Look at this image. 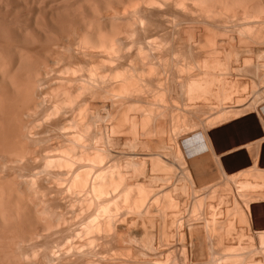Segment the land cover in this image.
<instances>
[{"label":"bare ground","instance_id":"bare-ground-1","mask_svg":"<svg viewBox=\"0 0 264 264\" xmlns=\"http://www.w3.org/2000/svg\"><path fill=\"white\" fill-rule=\"evenodd\" d=\"M0 264H264V0H0Z\"/></svg>","mask_w":264,"mask_h":264},{"label":"rangeland","instance_id":"rangeland-1","mask_svg":"<svg viewBox=\"0 0 264 264\" xmlns=\"http://www.w3.org/2000/svg\"><path fill=\"white\" fill-rule=\"evenodd\" d=\"M253 91H254V89L251 91V94H250V96H253L254 94H253Z\"/></svg>","mask_w":264,"mask_h":264}]
</instances>
